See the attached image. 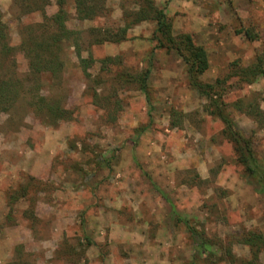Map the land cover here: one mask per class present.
<instances>
[{
  "label": "rangeland",
  "instance_id": "rangeland-1",
  "mask_svg": "<svg viewBox=\"0 0 264 264\" xmlns=\"http://www.w3.org/2000/svg\"><path fill=\"white\" fill-rule=\"evenodd\" d=\"M88 1L0 0V264H264V0Z\"/></svg>",
  "mask_w": 264,
  "mask_h": 264
},
{
  "label": "trees",
  "instance_id": "trees-1",
  "mask_svg": "<svg viewBox=\"0 0 264 264\" xmlns=\"http://www.w3.org/2000/svg\"><path fill=\"white\" fill-rule=\"evenodd\" d=\"M65 0H56L59 8L58 11L56 13L53 14L52 17H50V21H52V24L54 25V27H56V29H58L60 31L61 34H65V14L66 11L63 8V4H64ZM146 3H149L150 0H145ZM75 6L77 9H79V11L81 12L82 10L86 13L87 16H89V11L93 10V9H97L98 7H100V5H92V3H90V1L88 0H75ZM99 4V3H98ZM151 4V2H150ZM143 10V8H142ZM143 12V11H140ZM156 15H154V19H156V23H157V30H161V32L163 34L166 33V30L168 29V25L165 23V19H164V13L161 10H156ZM144 16V15H142ZM141 16V17H142ZM46 17V16H45ZM140 17V19H141ZM153 19V18H152ZM44 34L46 35V29L44 30ZM40 36V38L38 39V42H35V46H39L40 48V53L41 56H38V58L41 60H35L36 62L34 63V61H31V66H32V70L35 71V73H38L39 71H47V70H51L53 67L52 65H54L55 61H53V59H49L48 57H46V53L47 49H49L50 44H48L50 41L54 44H57V39L58 37L56 35H52V36ZM3 31H2V25L0 24V40H3ZM60 38V37H59ZM171 43L173 44L172 39H170ZM177 44H173L172 46L179 52H181L183 54V56L185 57V59L190 60L189 62V67H188V72L190 74L191 77V85L200 93L207 95L208 93L206 92L207 87H210L211 85L206 84V85H201L200 83H198L195 79V76L193 74V71L195 72H200L202 71L207 63V57H206V53L204 51V49L200 46H195L194 43L192 42L191 36L186 34L183 35V37L180 39L179 42L176 41ZM33 45V44H32ZM5 44H2V47H5ZM34 46V45H33ZM30 51V50H29ZM46 55V56H45ZM262 60L260 57H258L257 59V67L255 68H251L250 69V73L252 76H255V74L257 73H263V69H262ZM37 65V66H36ZM256 72V73H255ZM145 75H147V72L145 73ZM144 75V77H145ZM143 77V80L141 81V88L143 91H145L146 88V81ZM205 87V88H204ZM2 91V88H1ZM216 114L217 116H219V118L221 119V121L224 123L225 125V130L224 132H226V134L229 136V138H231L235 143L240 145V142H243V139L241 138V136L239 135V133L237 131H235L233 124L230 120V118L228 117L227 113H225L223 106L221 103L217 102L216 105ZM245 143V142H243ZM245 144L242 145V147H244ZM247 147V145H246ZM245 151H243V153L240 155V160L245 163V166L247 167V171L254 175L256 177V180L258 182V184L261 187L262 192L264 193V166L259 164L257 162V160L255 158H253V155L251 153V151L249 149H246L244 147ZM190 228V227H189ZM191 234L195 235L197 232L195 230H193L192 228H190ZM198 235V234H196ZM251 240V239H250ZM249 240V241H250ZM204 241V239H203ZM205 247V248H204ZM201 248H203L204 252H206V245L203 243L201 245ZM242 264H254V260H249L246 261Z\"/></svg>",
  "mask_w": 264,
  "mask_h": 264
}]
</instances>
